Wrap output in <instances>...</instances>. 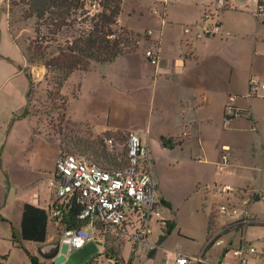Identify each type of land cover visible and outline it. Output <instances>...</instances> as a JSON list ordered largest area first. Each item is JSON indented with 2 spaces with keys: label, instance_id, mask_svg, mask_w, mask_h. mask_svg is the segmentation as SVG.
<instances>
[{
  "label": "crops",
  "instance_id": "0c3cea01",
  "mask_svg": "<svg viewBox=\"0 0 264 264\" xmlns=\"http://www.w3.org/2000/svg\"><path fill=\"white\" fill-rule=\"evenodd\" d=\"M259 1L227 0L220 10L216 0H205L186 10L182 0H157L156 8L138 10L130 24L119 17L120 25L143 36L152 31L149 40L113 62L73 72L60 90L68 100L64 112L69 121L89 126L96 135L136 129L150 145L163 219L152 223L150 242L156 248L127 243L132 264L139 257L144 264H175L176 253L217 260L227 244L239 243L256 248L257 258L250 264L263 260L264 91L260 97H248L251 79L264 84V13ZM207 12L215 13L224 34L207 39L185 34L184 29L200 23ZM10 17L8 0H0V99L10 102L0 123V245L24 248L19 242L27 243L22 240V220L28 204L48 215L47 241L33 243L40 247L54 241L49 238V210L55 200L50 182L62 147L60 139L45 130L36 133L31 115L22 118L31 103L26 76L27 68L34 70L28 58L31 38L22 26L13 27ZM151 49L159 56L157 66L145 55ZM36 69L37 81L47 87V70ZM18 76L26 77V85L16 96ZM230 96L237 97L236 106L245 117L226 128ZM164 141L171 145L165 147ZM14 147L23 151L7 158ZM224 148L230 149V157L220 170ZM193 196L202 220L197 236L178 224V207ZM244 219L250 222L246 226L240 225ZM55 251L39 253L56 258ZM27 254L30 261V256L37 258ZM62 261L63 256L56 259L57 264ZM6 263V253L0 252V264Z\"/></svg>",
  "mask_w": 264,
  "mask_h": 264
},
{
  "label": "built area",
  "instance_id": "2783aa9c",
  "mask_svg": "<svg viewBox=\"0 0 264 264\" xmlns=\"http://www.w3.org/2000/svg\"><path fill=\"white\" fill-rule=\"evenodd\" d=\"M227 0H216L220 10ZM95 15L101 10L98 2L90 8ZM264 13V3L259 7ZM157 14V11H154ZM185 34L195 33L199 39L213 38L224 34L222 24L215 13L207 12L200 23L188 26ZM153 35L152 31L148 36ZM226 35H228L226 33ZM151 65L159 64V56L151 49L145 53ZM249 98H257L264 91V84L251 79L248 84ZM235 96H230L225 105L224 126L228 128L235 119L245 117V112L236 106ZM120 135V132L114 133ZM124 142H117L115 136L105 138L109 153L118 148L124 150L126 158L112 165H101L94 159L81 155L62 153L57 159L50 187L55 200L49 210V217L64 229L58 234L59 243L68 246L69 253L84 247L92 240L111 237L128 243L145 245L149 249L156 246L150 242L152 223L162 220V200L154 183V160L149 143L139 130L124 132ZM222 170L229 162L230 149L224 148ZM228 189V188H225ZM80 209L76 220L85 223L79 227L70 222V214ZM222 211H226L223 207ZM235 213V211H234ZM68 222V224L65 223ZM250 222L242 220L240 225ZM217 241L215 244H220ZM257 258V250L249 243L236 246L227 244L220 258L212 260L203 255L188 256L176 253L175 264H250Z\"/></svg>",
  "mask_w": 264,
  "mask_h": 264
},
{
  "label": "rangeland",
  "instance_id": "374dc122",
  "mask_svg": "<svg viewBox=\"0 0 264 264\" xmlns=\"http://www.w3.org/2000/svg\"><path fill=\"white\" fill-rule=\"evenodd\" d=\"M101 1V0H96ZM104 4L105 0H102ZM153 1V2H152ZM121 0V16L120 19L122 22L126 24H130L135 18L133 16L137 15L139 11H146L148 9L156 8L154 5L157 0ZM172 1V0H169ZM185 4L184 8L186 10H191L195 7L196 4L204 3L205 0H182ZM11 10V23L13 27L18 28L22 26V29L25 30V34H30V41L35 38V25L36 19H25L23 16L24 10L27 7L24 4H20L17 1H8ZM139 10V11H138ZM90 10H81L78 9L76 14L70 15L67 17L68 26H64L56 37V41L50 44V49L48 50L49 56L47 59H51L53 57L57 58L59 56L58 50L59 48H67L71 46L73 41L88 33V28L86 27V22L84 18H88V16H93V12L91 11L90 15H84L86 12ZM119 17L117 18V25L111 26V30L113 32V36L109 39L112 41H121L128 40L134 44L137 39L128 35V32L137 33L125 25H120ZM51 30V26H45L42 28V32L47 37L49 35V29ZM140 34V33H139ZM142 35V34H141ZM143 40L140 41V43ZM140 43L138 44L140 48ZM121 47H125L124 44H121ZM139 48H136L135 45H130V52H135ZM29 58V56H28ZM60 58V57H58ZM94 61H88L89 69L92 68ZM34 64V70L31 68H27L26 72L29 73L35 83L34 90L30 97L31 103L29 105V115L36 122V133L40 132L41 129L45 130L47 135L52 137H57L60 139L62 153H70L74 155H81L84 157H89L94 159L96 162L101 165H112L118 163L119 159L122 161L126 158V153L124 150L118 148V150L112 154L109 153L106 145L105 138L114 137L117 142H124L125 138L123 136L124 132H120V135H116L112 132H105L101 135H96L92 129L84 124L73 123L69 121L66 117L65 110V98H60L57 96L58 87L56 85L57 77L59 76V72L57 70L51 69L47 71L45 79L47 78V87H42L41 83L37 80L39 79V74L36 67L45 68L42 62L32 63ZM44 81V82H45ZM26 85V77L18 76L15 79L14 87L17 90L16 96H18L19 91L23 89ZM49 93H51L50 98L48 97ZM76 93V91L74 92ZM47 96V98H46ZM67 99V98H66ZM10 102L8 99H0V123H2L7 115L8 106ZM23 150H19L18 148H11L6 153L7 158H17L20 155V152ZM0 154L1 150H0ZM0 158H3L0 155ZM3 175L0 172V185H2ZM198 207V200L195 196L190 198L187 202H182L178 207L179 220L178 224L182 228L185 233H192V235L197 236L202 229V220L200 217L196 215V209ZM49 238H51L52 242L44 245V246H35L33 243H25L22 244L24 248H12L7 245H0V252H4L7 255V263L6 264H32L27 251L32 255L36 256L34 258L36 264H57L56 259L58 257L63 256V261L60 264H132V261H127V258L130 253V246L127 244L128 242L120 241L118 239H113L111 237H101L99 240H92L88 242L84 247L75 250L69 253L68 246L66 244L59 243L58 234H62L63 227L57 226L55 222H51ZM68 224L67 221H65ZM78 225V224H77ZM169 224L167 223V227ZM238 228H234L233 231ZM232 229H230L229 233L233 234ZM18 242V241H17ZM20 243V242H19ZM264 243V241H263ZM125 246V247H124ZM193 246H196L193 245ZM59 247V254L56 258L53 255L51 258L40 256V253L44 250H49L53 248ZM39 251H41L39 253ZM56 252V251H55ZM262 255V256H261ZM260 257L263 260H258L257 264H264V255L260 254ZM54 258V260H52ZM260 259V258H259ZM134 264H144L142 257H139Z\"/></svg>",
  "mask_w": 264,
  "mask_h": 264
},
{
  "label": "trees",
  "instance_id": "16d2710c",
  "mask_svg": "<svg viewBox=\"0 0 264 264\" xmlns=\"http://www.w3.org/2000/svg\"><path fill=\"white\" fill-rule=\"evenodd\" d=\"M17 1L20 4H24L27 9L24 10L23 16L25 19H36L35 25V38L30 41L28 56L31 63L42 62L47 71L51 69L57 70L60 77H57L56 85L58 87L57 96L65 98L61 95V88L71 74L75 71H89L88 61H94L95 63H108L113 62L117 57L130 53V45H135L139 48L138 44L141 40H149L148 34L141 35L139 33L128 32V35L134 36L137 41L132 42L128 40L112 41L113 32L111 26L117 25V18L121 15V0H8ZM101 7V10L93 16L84 18L88 33L80 36L73 41L71 46L67 48H59L58 54L60 58H52L49 60L48 50L50 44L56 41V37L61 32L64 26H68L67 17L77 13L78 9L83 11L89 10V8L95 3ZM264 3V0L259 1V7ZM90 11L86 12L84 17ZM87 17V16H86ZM51 26L49 29L50 37L43 34L42 28L45 26ZM110 38V39H109ZM124 44L125 47H121ZM26 76L30 83V90L28 92V98L31 97L34 90V80L32 76L26 72ZM47 81V78L45 79ZM48 82V81H47ZM51 93L48 97L50 98ZM68 100L65 98V109L67 107ZM64 109V110H65ZM27 109L22 115V118H26L29 115ZM164 146L169 147L170 142L164 141ZM80 209H74L70 214L69 224L75 226H85V223H79L76 217ZM78 224V225H77ZM254 225V224H250ZM48 235V215L45 210L39 209L32 205H25L23 211L22 220V240L32 243H45ZM19 245L22 246L21 242ZM32 264H36V261L31 257Z\"/></svg>",
  "mask_w": 264,
  "mask_h": 264
},
{
  "label": "water",
  "instance_id": "95a60500",
  "mask_svg": "<svg viewBox=\"0 0 264 264\" xmlns=\"http://www.w3.org/2000/svg\"><path fill=\"white\" fill-rule=\"evenodd\" d=\"M58 252H59V247L57 248V250H56L55 254H57Z\"/></svg>",
  "mask_w": 264,
  "mask_h": 264
}]
</instances>
